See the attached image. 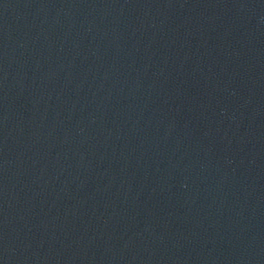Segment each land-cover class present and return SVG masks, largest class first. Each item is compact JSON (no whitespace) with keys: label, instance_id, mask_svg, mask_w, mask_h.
Here are the masks:
<instances>
[{"label":"water","instance_id":"95a60500","mask_svg":"<svg viewBox=\"0 0 264 264\" xmlns=\"http://www.w3.org/2000/svg\"><path fill=\"white\" fill-rule=\"evenodd\" d=\"M0 264H264V0H0Z\"/></svg>","mask_w":264,"mask_h":264}]
</instances>
